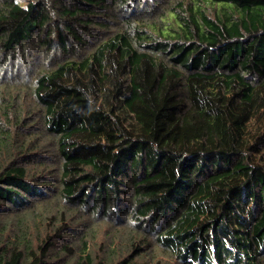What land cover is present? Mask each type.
<instances>
[{"label": "trees", "instance_id": "obj_1", "mask_svg": "<svg viewBox=\"0 0 264 264\" xmlns=\"http://www.w3.org/2000/svg\"><path fill=\"white\" fill-rule=\"evenodd\" d=\"M26 51L49 61L0 76V264H148L151 243L264 264V0H0V66ZM103 221L127 253L116 230L91 250Z\"/></svg>", "mask_w": 264, "mask_h": 264}, {"label": "rangeland", "instance_id": "obj_2", "mask_svg": "<svg viewBox=\"0 0 264 264\" xmlns=\"http://www.w3.org/2000/svg\"><path fill=\"white\" fill-rule=\"evenodd\" d=\"M19 4L22 6H26L27 3L30 0H16ZM49 59L44 57L41 53L39 55H33L29 54L28 51L25 53H20L19 58L17 60H13L7 57L6 63L4 65L0 66V76L2 77V81L4 82H12L14 83L18 78L22 77L24 75V72H38V70H41L43 68L48 67ZM16 63V66L14 67L13 70V76L10 78V75H6L8 71H12V65ZM18 69L23 70L22 72H19ZM35 70V71H33ZM10 73V72H9ZM92 116L88 117L91 118ZM105 119H98L91 125H87L85 128V131L87 133H90V131L97 127L100 126ZM86 133V134H87ZM88 139V137H85L84 140ZM88 237L91 238L93 236H97V239L94 237L93 240L94 242L91 243V250H94V243L97 242H102L104 239L101 237L103 236L104 238H107V233L109 230H116V253L122 254L124 251L127 253L128 252V246L125 244L124 240H130L132 242L135 239V234L129 233L128 230H124L123 228L117 227L115 229V226L113 227L110 223L103 221V222H91L89 227H88ZM110 234V233H109ZM131 237V239H130ZM109 252V251H108ZM141 262L143 263V259H140ZM148 261V264H156L158 260H161L163 264H176L174 259L167 253L161 251L159 248H157L155 243H151L150 251L147 254V258L144 259Z\"/></svg>", "mask_w": 264, "mask_h": 264}]
</instances>
